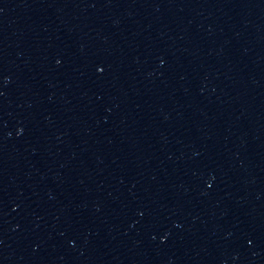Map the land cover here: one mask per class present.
I'll list each match as a JSON object with an SVG mask.
<instances>
[{"label": "water", "instance_id": "1", "mask_svg": "<svg viewBox=\"0 0 264 264\" xmlns=\"http://www.w3.org/2000/svg\"><path fill=\"white\" fill-rule=\"evenodd\" d=\"M0 264H264V0H0Z\"/></svg>", "mask_w": 264, "mask_h": 264}]
</instances>
